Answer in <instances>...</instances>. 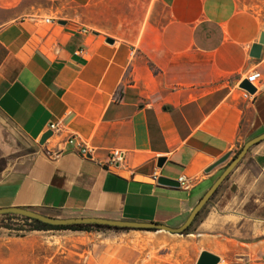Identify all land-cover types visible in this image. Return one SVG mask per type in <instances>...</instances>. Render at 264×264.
<instances>
[{
    "label": "crops",
    "instance_id": "obj_1",
    "mask_svg": "<svg viewBox=\"0 0 264 264\" xmlns=\"http://www.w3.org/2000/svg\"><path fill=\"white\" fill-rule=\"evenodd\" d=\"M0 9L9 12L0 20V115L35 145L28 160L0 169V208L180 226L264 132V88L249 101L239 88L252 69L264 76V47L250 54L264 0H0ZM53 122L61 131L40 144ZM58 143L62 155L49 158L44 149ZM114 148L125 162L107 163ZM156 171L191 186L160 184ZM192 224L201 251L222 259L232 246H264V139Z\"/></svg>",
    "mask_w": 264,
    "mask_h": 264
},
{
    "label": "rangeland",
    "instance_id": "obj_2",
    "mask_svg": "<svg viewBox=\"0 0 264 264\" xmlns=\"http://www.w3.org/2000/svg\"><path fill=\"white\" fill-rule=\"evenodd\" d=\"M8 14L0 9V20ZM34 150L33 141L0 115V169L6 163L11 167L16 156L19 161L28 160ZM192 225L184 233L114 228L32 229L29 222L3 214L0 264H197L207 244ZM244 247L226 249L231 257L221 258L219 264H264V246Z\"/></svg>",
    "mask_w": 264,
    "mask_h": 264
},
{
    "label": "water",
    "instance_id": "obj_3",
    "mask_svg": "<svg viewBox=\"0 0 264 264\" xmlns=\"http://www.w3.org/2000/svg\"><path fill=\"white\" fill-rule=\"evenodd\" d=\"M107 42L113 43L114 39L111 37L107 38ZM264 47V32H262L261 37L258 42L254 43L251 48V56L255 58H260L262 54V49ZM240 87L248 90L251 93L256 92V88L249 82L248 79H244L240 82ZM53 134L52 130L46 131L41 137L39 143L45 144L47 139L51 137ZM264 139V132L247 140L239 152L232 158V160L225 167L223 172L219 175V177L215 180V182L211 185V187L204 193V195L200 198L194 209L191 211L188 218L185 220L183 224L180 226H171L161 222L155 221H134V220H122V219H110L105 217H97V216H83V217H59L45 214L43 212L24 208V207H5L0 208V215L3 214H15L19 216L28 217L31 219L38 220L42 223L51 225L53 227L60 226H70L74 224H100V225H108L114 227H120L123 229H144V230H163L171 233H184L194 222L196 217L198 216L200 210L204 207V205L210 200V198L215 194L219 186L223 183V181L228 177L231 171L238 165V163L246 156L249 149ZM231 153L225 154L223 157L215 161L208 169L207 172H210L216 166L225 162ZM165 162L164 157L159 158V166H162ZM158 183L168 186L177 187L180 185V182L177 179L167 177L161 175L158 177ZM221 262V257L218 254L210 252L208 250L201 251L199 258L197 260V264H219Z\"/></svg>",
    "mask_w": 264,
    "mask_h": 264
},
{
    "label": "built area",
    "instance_id": "obj_4",
    "mask_svg": "<svg viewBox=\"0 0 264 264\" xmlns=\"http://www.w3.org/2000/svg\"><path fill=\"white\" fill-rule=\"evenodd\" d=\"M45 21L48 23H56L57 19L54 17H46ZM245 79H248L249 82L256 88V92L251 93L248 90L241 88L239 83V88L242 90V96L246 100H252L256 93L264 88V76L262 72L258 69H252L247 77ZM242 81V80H241ZM240 81V82H241ZM49 130H52L53 134L51 137H53L56 133H59L61 131V122H53L49 125ZM49 137V138H51ZM48 138V139H49ZM68 142L73 144L80 155L84 157H90L93 158V148L90 147L81 137L79 136H72L68 139ZM64 151V148L58 143L54 146L47 147L44 149V153L51 159H57L59 158ZM126 160V151L120 149V148H114L111 149L107 163L108 164H121L125 162ZM159 177V173L156 171L153 174V178L157 180ZM178 181L180 182V186L184 187L186 189H189L191 186V179H189L187 176L182 175L178 178Z\"/></svg>",
    "mask_w": 264,
    "mask_h": 264
},
{
    "label": "trees",
    "instance_id": "obj_5",
    "mask_svg": "<svg viewBox=\"0 0 264 264\" xmlns=\"http://www.w3.org/2000/svg\"><path fill=\"white\" fill-rule=\"evenodd\" d=\"M4 215L8 216L10 218H20V219L25 220V221L30 223L32 229H50V228H71V229H76V230H79V229L80 230H91V229H103V228L123 229L120 227L100 225V224H74V225H70V226L53 227L51 225L42 223L38 220L31 219V218L24 217V216H19V215H15V214H4ZM190 227L187 230H189Z\"/></svg>",
    "mask_w": 264,
    "mask_h": 264
}]
</instances>
